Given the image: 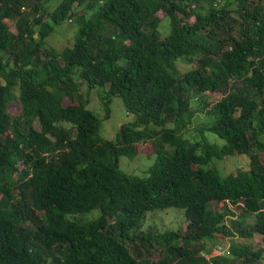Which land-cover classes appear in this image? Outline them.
Returning <instances> with one entry per match:
<instances>
[{"label": "trees", "instance_id": "trees-1", "mask_svg": "<svg viewBox=\"0 0 264 264\" xmlns=\"http://www.w3.org/2000/svg\"><path fill=\"white\" fill-rule=\"evenodd\" d=\"M49 1L0 0V264H264V0ZM65 22L78 27L57 49ZM96 88L106 118L113 96L133 116L113 139L88 108ZM196 113L213 121L187 135ZM141 144L145 176L119 165ZM237 153L247 167L213 166ZM166 208L184 230L143 228Z\"/></svg>", "mask_w": 264, "mask_h": 264}, {"label": "rangeland", "instance_id": "rangeland-1", "mask_svg": "<svg viewBox=\"0 0 264 264\" xmlns=\"http://www.w3.org/2000/svg\"><path fill=\"white\" fill-rule=\"evenodd\" d=\"M61 0H50L47 4L48 10L51 11L56 7V5ZM159 17L161 18L160 23V31L162 34L168 33L169 25L168 20L163 17L164 14L160 12ZM10 28L14 30V25L11 21ZM78 25L74 22H65L55 31H53L46 39V42L57 48L62 49L65 46L71 45L73 43V35L74 31L77 29ZM190 65L188 63L180 61L179 68L181 70H186L189 68ZM83 93H88V97L90 102L88 104V108H90L94 113L102 118V123L100 126L99 134L104 139H113L119 129L121 123L127 122L133 119V116L127 114L123 102L120 97L113 96L110 98V103L108 104L109 108V116L106 118V112L103 107V103L101 101V94H104V90L102 88L92 89L87 92V90L83 89ZM212 100H216L219 98V94L212 93L209 94ZM65 104H68V99H65ZM20 107L18 101H14L9 104L8 110L12 113H16ZM213 119L208 114H201L196 113L195 116L192 118V122L190 125V131L187 135L197 134L196 128L208 124L212 122ZM210 138L213 137V134L207 133ZM216 140L215 138H212ZM138 153L133 158H128L126 156H121L119 158V165L120 167L130 174L145 176L147 174V170L149 166L153 163L154 157L151 159V149L149 144H141L137 146ZM264 155V154H263ZM149 156V157H148ZM250 158L242 153L235 154L232 156H227L222 159H215L213 161V166L222 174L234 173L237 168L239 167H247L249 164ZM222 203L219 205H212V207L221 206ZM237 211V210H236ZM238 212V211H237ZM98 210H93L91 213L81 216L82 219H92L97 216ZM252 218H249L248 221H252ZM155 222L160 226L158 227L160 231H164L167 229H177L180 228L184 230L187 224V221L184 217L183 210L178 208H166V209H158L150 214H147L144 221H143V228L147 227L150 224H155ZM261 237L259 235H254V243L259 241ZM242 242V241H240ZM214 243V242H213ZM210 244V247L213 245ZM231 243L230 239H227L226 242L223 244L225 247L229 246ZM153 259L156 258L155 255L152 257Z\"/></svg>", "mask_w": 264, "mask_h": 264}, {"label": "built area", "instance_id": "built-area-1", "mask_svg": "<svg viewBox=\"0 0 264 264\" xmlns=\"http://www.w3.org/2000/svg\"><path fill=\"white\" fill-rule=\"evenodd\" d=\"M228 247L229 246H224V245H215L212 249L211 255L216 256V255H223L228 253ZM209 258V255L207 256Z\"/></svg>", "mask_w": 264, "mask_h": 264}]
</instances>
